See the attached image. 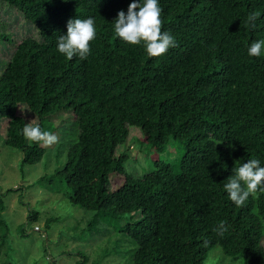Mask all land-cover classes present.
<instances>
[{"label":"trees","instance_id":"16d2710c","mask_svg":"<svg viewBox=\"0 0 264 264\" xmlns=\"http://www.w3.org/2000/svg\"><path fill=\"white\" fill-rule=\"evenodd\" d=\"M1 2L39 34L16 44L0 74L5 143L23 153V164L40 162L47 148L24 137L19 105L47 133L53 116L72 112L73 137L59 141L56 160L66 158L53 175L66 182L73 204L93 211L89 228L107 220L130 236L131 264H205L216 246L243 264H264V192L236 205L223 187L241 162L264 165V52L247 54L264 39V0H159L161 31L176 43L151 57L143 42L114 35L113 20L131 0ZM89 16L96 26L90 53L69 60L57 38L69 19ZM133 130L150 158L140 170L130 167L129 152L117 154ZM112 174L124 175L116 188ZM4 209L0 229L7 228ZM37 215L30 212L29 223Z\"/></svg>","mask_w":264,"mask_h":264},{"label":"rangeland","instance_id":"374dc122","mask_svg":"<svg viewBox=\"0 0 264 264\" xmlns=\"http://www.w3.org/2000/svg\"><path fill=\"white\" fill-rule=\"evenodd\" d=\"M1 34H7L9 39L0 37V74L16 44L26 36L39 38L38 30L23 13L6 2L0 3ZM18 113L31 126H38V119L26 106L19 105ZM73 118L72 112L53 116L51 120L55 127L50 134L56 137L55 141L44 138L43 145L47 148L44 158L26 164H23V153L5 143L8 120H1L0 207H5L7 228L0 229V264H131L134 245L130 236L117 231L107 220L89 228L87 221L93 211L73 204L70 199L72 191L66 182L53 175L60 161L63 163L66 158L63 153L57 161L55 149L64 133L65 139L73 137L69 126ZM139 134L138 130H133L127 142L117 149V154L129 152L132 156L130 167L140 170L142 164L148 165L150 158L148 150L137 147L139 141L133 140ZM161 156L170 159L173 154L165 152ZM123 181L124 175H111L112 188L120 186ZM35 211L38 212L36 220L29 223L28 215ZM49 217L54 220L46 225ZM205 264H243V258L241 255H226L216 246Z\"/></svg>","mask_w":264,"mask_h":264},{"label":"clouds","instance_id":"9594fccd","mask_svg":"<svg viewBox=\"0 0 264 264\" xmlns=\"http://www.w3.org/2000/svg\"><path fill=\"white\" fill-rule=\"evenodd\" d=\"M161 7L159 0H131L127 12L120 10L114 21V35L122 41L137 45L143 42L146 54L160 56L175 46V38L167 31H161ZM256 13L248 16L249 23L255 22ZM96 37L94 18L89 16L81 19L71 18L67 22L66 34L57 38V51L67 59L74 55L86 58L90 53V41ZM264 52V39L251 42L247 46L250 57H259ZM23 135L30 141H39L48 138L49 142L56 137L50 133L42 132L39 126L26 123L22 129ZM228 198L236 205H242L250 195L258 191L264 192V165L260 159L252 158L241 162L233 168L231 178L223 185ZM221 232L226 231L223 222L218 226Z\"/></svg>","mask_w":264,"mask_h":264},{"label":"built area","instance_id":"2783aa9c","mask_svg":"<svg viewBox=\"0 0 264 264\" xmlns=\"http://www.w3.org/2000/svg\"><path fill=\"white\" fill-rule=\"evenodd\" d=\"M38 229V228H37Z\"/></svg>","mask_w":264,"mask_h":264}]
</instances>
